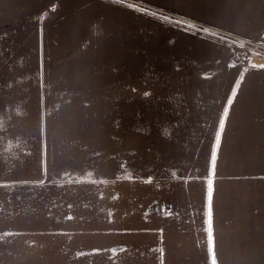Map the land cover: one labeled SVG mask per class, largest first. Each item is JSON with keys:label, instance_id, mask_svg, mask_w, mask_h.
Returning a JSON list of instances; mask_svg holds the SVG:
<instances>
[{"label": "rangeland", "instance_id": "obj_1", "mask_svg": "<svg viewBox=\"0 0 264 264\" xmlns=\"http://www.w3.org/2000/svg\"><path fill=\"white\" fill-rule=\"evenodd\" d=\"M0 264H264V0H0Z\"/></svg>", "mask_w": 264, "mask_h": 264}, {"label": "snow or ice", "instance_id": "obj_2", "mask_svg": "<svg viewBox=\"0 0 264 264\" xmlns=\"http://www.w3.org/2000/svg\"><path fill=\"white\" fill-rule=\"evenodd\" d=\"M147 95V93H146ZM229 103H231V101H229ZM228 115V109L226 108L224 111V116L226 117ZM225 126V121L224 119H221L220 121V129L222 130ZM219 140H220V136L219 134L217 135V145L216 147H214L213 153H212V157H211V161H210V165L213 167L214 170V164H215V160H216V155H217V151L216 149L219 146ZM148 182H151L150 180ZM213 191H214V181L211 177V173H210V177L207 181V224H208V228H209V237L211 238V225H212V208H211V201H212V196H213ZM115 251V250H113Z\"/></svg>", "mask_w": 264, "mask_h": 264}]
</instances>
